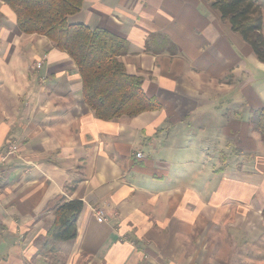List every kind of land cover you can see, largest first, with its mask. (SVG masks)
Listing matches in <instances>:
<instances>
[{"label":"crops","instance_id":"0c3cea01","mask_svg":"<svg viewBox=\"0 0 264 264\" xmlns=\"http://www.w3.org/2000/svg\"><path fill=\"white\" fill-rule=\"evenodd\" d=\"M211 2L84 0L70 22L126 39V72L161 105L107 122L67 54L21 34L0 2V153L14 146L0 264H264V146L249 126L264 64ZM159 35L176 50L149 43ZM63 200L83 208L61 243L47 234Z\"/></svg>","mask_w":264,"mask_h":264},{"label":"trees","instance_id":"16d2710c","mask_svg":"<svg viewBox=\"0 0 264 264\" xmlns=\"http://www.w3.org/2000/svg\"><path fill=\"white\" fill-rule=\"evenodd\" d=\"M15 15L17 30L23 35L45 38L74 63L81 80L84 104L100 121L159 111L160 103L145 95L142 78L126 72L121 58L129 52V42L108 30L69 22L81 11L84 0H0ZM211 6L227 21L233 32L249 45L264 64L261 11L254 0H212ZM160 50L176 47L161 35L150 38ZM148 42L146 45L149 44ZM251 130L264 146V105L253 113ZM79 200L61 201L54 210V223L47 236L53 241L76 238V221L83 208ZM264 222V208L261 211Z\"/></svg>","mask_w":264,"mask_h":264},{"label":"built area","instance_id":"2783aa9c","mask_svg":"<svg viewBox=\"0 0 264 264\" xmlns=\"http://www.w3.org/2000/svg\"><path fill=\"white\" fill-rule=\"evenodd\" d=\"M39 66V65H38ZM14 154V146L11 143H8V145L5 147L4 151L0 153V179L2 175V171L4 169V166H6V161L10 157V155ZM136 157L139 159L141 158L140 154H137Z\"/></svg>","mask_w":264,"mask_h":264},{"label":"rangeland","instance_id":"374dc122","mask_svg":"<svg viewBox=\"0 0 264 264\" xmlns=\"http://www.w3.org/2000/svg\"><path fill=\"white\" fill-rule=\"evenodd\" d=\"M70 21H71V20H70ZM70 21H69V22H70ZM44 61H45V59H44V58H41V59H39V60L33 62V65H32V66H33V69L38 70V69L43 65ZM38 65H39V66H38ZM252 117H253V115H252ZM252 117H251V119H252ZM250 121H251V120H250ZM249 126H250V129H251V125H250V123H249ZM222 156L225 157L224 154H222ZM227 156H228L229 160H232V161H230V164H229V165L234 166L235 163H233V162H234L233 159H234V157H235V154H233V153H228ZM229 167H231V166H229Z\"/></svg>","mask_w":264,"mask_h":264}]
</instances>
